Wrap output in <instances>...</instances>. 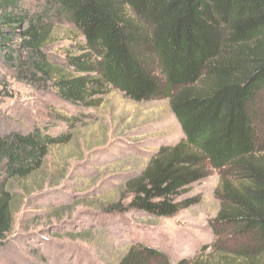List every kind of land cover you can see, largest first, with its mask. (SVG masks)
<instances>
[{
    "label": "trees",
    "instance_id": "1",
    "mask_svg": "<svg viewBox=\"0 0 264 264\" xmlns=\"http://www.w3.org/2000/svg\"><path fill=\"white\" fill-rule=\"evenodd\" d=\"M61 23L84 41L57 56L52 37ZM0 64L32 87L53 86L71 106L98 104L95 96L107 87L136 102L169 97L185 140L162 149L129 183V208L175 216L191 204L177 198L210 167L226 170L239 181L223 178L216 222L251 236L256 247L223 252L243 261L264 253L257 108L264 95V0H0ZM66 140L39 127L0 135V249L14 225L11 184L39 170L49 147ZM149 260L174 264L141 243L119 264Z\"/></svg>",
    "mask_w": 264,
    "mask_h": 264
},
{
    "label": "rangeland",
    "instance_id": "2",
    "mask_svg": "<svg viewBox=\"0 0 264 264\" xmlns=\"http://www.w3.org/2000/svg\"><path fill=\"white\" fill-rule=\"evenodd\" d=\"M52 41V52L60 56L84 37L61 23ZM103 91L96 105L71 106L53 86L32 87L0 64V135L39 127L67 137L49 147L39 170L11 184L14 225L0 264H119L138 243L166 252L174 264H264V253L250 261L224 253L256 247L251 236L216 222L223 178L239 181L229 171L210 167L207 177L177 198L191 204L175 216L129 208V183L185 134L169 97L136 102L118 89ZM257 108L264 138V95Z\"/></svg>",
    "mask_w": 264,
    "mask_h": 264
}]
</instances>
